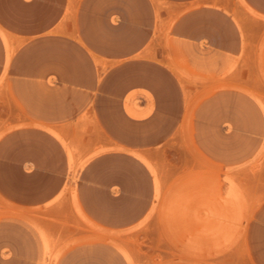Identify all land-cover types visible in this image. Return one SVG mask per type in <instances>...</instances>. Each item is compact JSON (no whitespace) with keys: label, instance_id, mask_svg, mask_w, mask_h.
I'll return each instance as SVG.
<instances>
[{"label":"rangeland","instance_id":"rangeland-1","mask_svg":"<svg viewBox=\"0 0 264 264\" xmlns=\"http://www.w3.org/2000/svg\"><path fill=\"white\" fill-rule=\"evenodd\" d=\"M0 264H264V0L0 25Z\"/></svg>","mask_w":264,"mask_h":264},{"label":"crops","instance_id":"crops-1","mask_svg":"<svg viewBox=\"0 0 264 264\" xmlns=\"http://www.w3.org/2000/svg\"><path fill=\"white\" fill-rule=\"evenodd\" d=\"M16 0H0V25L7 31L27 33L29 31H35L37 33H46L53 30L58 23L61 22L68 5L69 0H19L18 6H24L25 8H38L39 13H27L23 15L24 23L26 27H18L14 24L16 21L14 18L21 17L12 11V7L15 6ZM56 9L55 13H50V9ZM23 36V35H22ZM26 46V45H18ZM129 114L133 117H142L136 113L132 108H127Z\"/></svg>","mask_w":264,"mask_h":264},{"label":"bare ground","instance_id":"bare-ground-1","mask_svg":"<svg viewBox=\"0 0 264 264\" xmlns=\"http://www.w3.org/2000/svg\"><path fill=\"white\" fill-rule=\"evenodd\" d=\"M253 12V11H252ZM141 156H143V155H141ZM144 159V157L142 158V160ZM155 181H157L156 179H155ZM158 184V183H157ZM158 187V186H157Z\"/></svg>","mask_w":264,"mask_h":264}]
</instances>
